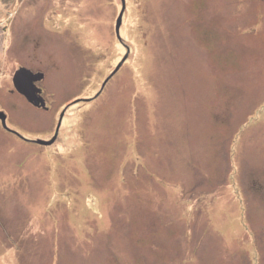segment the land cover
<instances>
[{
	"label": "rangeland",
	"instance_id": "obj_1",
	"mask_svg": "<svg viewBox=\"0 0 264 264\" xmlns=\"http://www.w3.org/2000/svg\"><path fill=\"white\" fill-rule=\"evenodd\" d=\"M121 7L0 0V264H264V0Z\"/></svg>",
	"mask_w": 264,
	"mask_h": 264
},
{
	"label": "water",
	"instance_id": "obj_2",
	"mask_svg": "<svg viewBox=\"0 0 264 264\" xmlns=\"http://www.w3.org/2000/svg\"><path fill=\"white\" fill-rule=\"evenodd\" d=\"M121 2H122V7H121L119 15L116 19V23H115V32H116V35L118 37H119V27H120V23H121V17H122L123 11H124V0H121ZM126 55L120 61L121 63L124 61ZM120 64H118L117 67ZM42 77H43V73H41V72H32L29 69H26L24 67H19L14 72V75L12 77V81H13L17 91L24 94V96H26V98L29 101H31L32 103H34L36 105H38L40 103V105L44 106V100L42 99V97H40V95H38L37 92L39 90L34 85V82L38 79H41ZM63 113H64V111H61V113L59 115V119H58V122H57V125H56V128H55V131H54L52 138L49 140L38 139L37 140L38 143L49 144V143L54 141ZM0 119H1L2 125L5 126V115L1 111H0Z\"/></svg>",
	"mask_w": 264,
	"mask_h": 264
},
{
	"label": "flooded vegetation",
	"instance_id": "obj_3",
	"mask_svg": "<svg viewBox=\"0 0 264 264\" xmlns=\"http://www.w3.org/2000/svg\"><path fill=\"white\" fill-rule=\"evenodd\" d=\"M117 36V35H116ZM117 38H119V37H117ZM119 40V42L121 43V44H123L122 42H121V40L120 39H118ZM44 74V73H43ZM44 76V75H43ZM13 77V76H12ZM12 80V79H11ZM36 82V81H35ZM35 82H34V85H35V87H36V85L37 84H35ZM38 86V85H37ZM37 88V87H36ZM38 94L40 93L39 91L37 92ZM41 94V93H40ZM39 94V95H40ZM41 96H42V94H41ZM43 97V96H42ZM43 99H44V97H43ZM44 109H47L48 108V106H46V104H45V101H44V106H42ZM60 115V114H59ZM58 119H59V117H58ZM62 119V118H61ZM1 120V119H0ZM57 122H58V120H57ZM5 123H6V115H5ZM2 125V124H1ZM3 126V125H2ZM3 129H5L7 132H9V133H11V134H13V135H16L17 137H20V138H24V137H22L21 135H20V133L19 132H17L15 129L13 130V129H11V128H7V127H4L3 126ZM58 132V131H57ZM57 135V134H56ZM56 138V137H55Z\"/></svg>",
	"mask_w": 264,
	"mask_h": 264
},
{
	"label": "crops",
	"instance_id": "obj_4",
	"mask_svg": "<svg viewBox=\"0 0 264 264\" xmlns=\"http://www.w3.org/2000/svg\"><path fill=\"white\" fill-rule=\"evenodd\" d=\"M253 100V99H252ZM230 101V100H229Z\"/></svg>",
	"mask_w": 264,
	"mask_h": 264
}]
</instances>
